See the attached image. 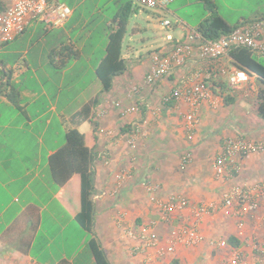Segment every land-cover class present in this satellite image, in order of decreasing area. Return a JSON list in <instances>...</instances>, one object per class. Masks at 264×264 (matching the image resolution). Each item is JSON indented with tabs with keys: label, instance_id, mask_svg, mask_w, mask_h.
Returning <instances> with one entry per match:
<instances>
[{
	"label": "crops",
	"instance_id": "crops-1",
	"mask_svg": "<svg viewBox=\"0 0 264 264\" xmlns=\"http://www.w3.org/2000/svg\"><path fill=\"white\" fill-rule=\"evenodd\" d=\"M113 1L116 2L114 17L105 15L103 18L104 35L108 40L100 45L103 48L100 57H96L95 51L86 53V42L78 41L83 32L74 33L76 26H69L74 9L60 27L48 28L40 20H32L20 36L0 42V53L24 54L13 63L0 59V264H61L63 261L97 264L90 248L94 232L112 264H147V253L133 251L140 242L127 236L125 228L139 230L156 221L153 232L165 247L176 229V222L160 220L157 200L166 199L170 194L195 202L220 200L227 187L244 180L264 178V154H260L241 159L243 171L240 174L226 181L217 179L214 159L221 150L222 138L214 145L206 138L205 121L214 119L210 111L215 108L210 102L201 105V121L191 135L183 125L182 112L187 109L184 103L166 110L162 108L158 113L146 109L142 113L127 111L140 99L160 105L163 95L188 74L179 69L154 88L146 85L145 77L154 62V54L167 51L170 44L165 40L158 49L138 56L131 41L137 34L148 32L150 23L159 22L161 15L137 7L132 0ZM130 3L133 12L122 50L128 68L116 76L113 87L105 91L97 67L106 55L110 31L117 29L120 11ZM170 12L185 25L178 31L179 35H174L181 39L189 29L199 28L209 16L205 10L201 20L192 22ZM219 14L231 26L257 17L242 15L235 23H230L225 15ZM141 19L148 22L146 26ZM64 45L77 51L78 57L57 69L50 54ZM83 57L87 65L79 64ZM90 70L94 74L92 80L74 90L71 84L82 82ZM69 75L72 78L67 83ZM9 81L21 92L19 106L9 97ZM257 82V78L253 79L254 86ZM133 86H141L139 94L132 95ZM256 87L259 90L260 83ZM239 92L231 96L233 103L223 101L220 107H234L235 119H244L240 127L248 130L252 138L264 136V119L258 115L259 103H252ZM255 97L259 100L258 94ZM117 101L121 106L116 105ZM139 118L145 121L148 135L132 145L129 141L131 123ZM74 128L86 135L87 144H96L94 232L76 219L81 210L80 176L75 174L59 186L49 166L50 156L65 144L66 132ZM187 153L192 157L184 162ZM102 192L106 194L95 197ZM199 230L203 238L198 245H178L174 254L153 259L151 264H232L233 247L250 254L245 239L251 235L259 240L264 238V223L257 216L249 217L241 229L237 219L226 217L220 211L205 216ZM232 237L238 245L230 243ZM222 239L228 244L211 243Z\"/></svg>",
	"mask_w": 264,
	"mask_h": 264
},
{
	"label": "built area",
	"instance_id": "built-area-1",
	"mask_svg": "<svg viewBox=\"0 0 264 264\" xmlns=\"http://www.w3.org/2000/svg\"><path fill=\"white\" fill-rule=\"evenodd\" d=\"M132 1L141 9L156 12L167 11L172 2ZM72 12V8L60 0H0L1 39L4 42L14 40L32 20H40L48 28L60 27ZM160 24L162 28L173 25L170 19L162 17ZM177 24L181 28L185 27L180 20H177ZM168 38L169 49L153 56L154 62L145 77L146 85L154 88L179 69L185 70L188 75L163 95L160 105L155 106L150 100L140 99L127 111L142 113L146 109L158 113L168 103L172 102V107L184 103L187 109L182 112L183 125L191 135L201 121L200 108L203 103L210 102L211 107L216 109L226 97L236 96L239 90H243L245 95L258 94L257 87L253 84L257 75L239 67L230 53L238 48H249L264 57V16L250 21L243 20L230 32L218 37H206L199 28H192L183 39L170 36ZM141 89V86H133L132 95L139 94ZM257 102L260 104L261 99H256ZM116 105L121 106L119 101ZM144 122L139 118L131 123L129 141L132 145L148 135ZM260 154H264V136H226L214 159L217 179L226 181L240 174L243 171L241 159ZM191 157V153H187L183 161L189 162ZM105 194L106 192H102L95 197L100 198ZM157 206L161 221L176 222V229L165 247L161 246L160 237L153 232L156 221L141 226L139 230L125 228L127 236L140 242L133 251L147 253V264H151L153 259L174 254L178 245H198L203 238L199 230L200 224L205 216L217 211L226 217L237 219L241 229L246 226V221L251 216H257L264 223V178L233 184L223 191L220 200L195 202L179 194H170L166 199L157 200ZM211 243L220 246L228 244L223 239L213 240ZM245 243L250 246V254L240 247H233L232 264H264V238L259 240L251 235L245 239Z\"/></svg>",
	"mask_w": 264,
	"mask_h": 264
},
{
	"label": "trees",
	"instance_id": "trees-1",
	"mask_svg": "<svg viewBox=\"0 0 264 264\" xmlns=\"http://www.w3.org/2000/svg\"><path fill=\"white\" fill-rule=\"evenodd\" d=\"M209 12V16L201 23L199 29L206 37H218L224 33L230 32L233 27L218 13L215 0H197ZM131 3L125 9L120 11L119 22L116 30L109 33V43L106 55L103 57L97 67V75L102 82L105 91L113 87L114 78L123 74L128 66L122 56L123 43L130 23ZM252 19H245L250 21ZM235 63L244 69L249 70L257 75L260 83L258 97L261 103L258 107V115L264 119V59L249 48H238L230 53ZM59 56L55 61L54 57ZM51 62L57 69L65 67L69 61L78 57V52L73 50L69 45H64L50 54ZM8 77L9 72H7ZM10 99L20 105L21 92L18 88L10 84ZM0 88H2L0 84ZM225 103H233L234 98L228 96ZM172 108V102L165 106V110ZM96 144L89 145L86 141V135L78 129H70L66 132L65 144L50 156L49 166L53 179L59 186L64 185L75 174L81 178V210L77 213V221L85 228L94 232L95 224V203L93 196L95 194V170L94 160L96 158ZM233 245L238 242L232 237L229 239ZM90 248L95 256L97 264H112L105 250L103 249L97 234L94 232L90 240ZM61 264H70L63 261Z\"/></svg>",
	"mask_w": 264,
	"mask_h": 264
},
{
	"label": "rangeland",
	"instance_id": "rangeland-1",
	"mask_svg": "<svg viewBox=\"0 0 264 264\" xmlns=\"http://www.w3.org/2000/svg\"><path fill=\"white\" fill-rule=\"evenodd\" d=\"M68 4L72 9H74V15L69 23V26L75 27V32H83L82 38H78V41H85L87 47L85 49L86 53L96 52V57H100L103 53V48L100 46L102 43H106L108 38L104 35L105 24L103 23V18L105 15L108 17H114L116 12V2L113 0H60ZM219 10L218 13L225 15L230 23H235L240 16L244 15L248 18V15H264V0H216ZM169 11H161L160 17L168 18L172 21L173 25L167 28H162L160 20L152 21L150 24L151 29L148 32H143L135 36V40L131 41V44L135 47V54L146 56L149 52L158 49L165 40H169L170 37L179 35L178 31L181 30V25L178 26L177 20L174 14L170 11H174L181 19L189 20L192 22H197L204 17L206 14L204 7L201 3L196 0H174L169 6ZM252 17V16H251ZM256 18V17H255ZM145 19V16H144ZM254 19V18H253ZM141 23L146 26L147 21L141 19ZM87 21V22H85ZM181 21V20H180ZM183 23V21H182ZM42 25V24H41ZM178 33V34H177ZM181 33V32H180ZM90 34V37H87ZM0 34V42H2ZM37 41V39H34ZM11 43V42H10ZM9 43V44H10ZM38 48V47H36ZM24 54L21 52H9L6 54L0 53V59L5 60L8 63H13L14 61L20 59ZM264 59V57H263ZM146 62V60H142ZM79 64L87 65L86 59L83 57ZM144 65V64H142ZM86 67V66H85ZM94 74L92 70L88 72V76L84 78L82 82L73 83L71 86L78 88L79 86L86 84L87 80L91 81ZM72 77L69 75L67 77V83H70ZM259 87V83L256 84ZM69 87V85H65ZM239 95L248 98L252 103L256 102V97L254 94L250 93L245 95L244 91H240ZM233 108L220 107L210 111L211 115L214 117L212 121H205V129L207 131V140L209 143L214 145L220 137L222 140L226 136H235L236 131L241 135L246 137H252L249 135L248 130L240 127L244 122V119L236 120L233 114ZM236 131H235V129ZM222 142V141H221ZM222 148V143L220 149ZM217 155V154H216ZM216 176V175H215ZM223 193V192H222ZM221 193V195H222Z\"/></svg>",
	"mask_w": 264,
	"mask_h": 264
}]
</instances>
